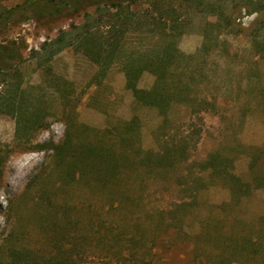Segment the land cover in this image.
Listing matches in <instances>:
<instances>
[{
    "label": "rangeland",
    "instance_id": "rangeland-1",
    "mask_svg": "<svg viewBox=\"0 0 264 264\" xmlns=\"http://www.w3.org/2000/svg\"><path fill=\"white\" fill-rule=\"evenodd\" d=\"M24 1L0 0V10ZM204 1L222 3L224 15L183 11L179 47L193 56L199 99L216 108L195 114L175 104L166 120L135 99L120 64L101 82L97 66L72 49L47 72L41 66L42 44L81 23L83 12L4 29L0 42H16L19 52L0 80H20L25 108L42 120L20 142L16 119L0 113V249L12 240L43 255L72 251L76 264H264V56L253 36L264 2L253 0L263 8L250 13L243 0ZM134 9L143 13L148 3ZM206 34L208 52L200 51ZM259 35L264 41V30ZM145 41L134 38L141 48ZM154 81L145 72L138 86ZM134 117L136 135L125 130ZM67 140L62 160L53 146ZM184 142L188 159L169 170L141 163ZM92 147L114 155L91 154Z\"/></svg>",
    "mask_w": 264,
    "mask_h": 264
},
{
    "label": "trees",
    "instance_id": "trees-1",
    "mask_svg": "<svg viewBox=\"0 0 264 264\" xmlns=\"http://www.w3.org/2000/svg\"><path fill=\"white\" fill-rule=\"evenodd\" d=\"M140 1L25 0L14 7H3L0 10V34L12 23L27 18H47L70 9L75 13L83 12L84 19L81 23H73L69 29H61L37 51L40 64L46 72L50 70L48 63L59 53L72 49L97 66L94 78L98 82H101L114 65L120 64L125 75L126 88L132 91L138 102L158 109L165 120L175 104L185 105L195 114L208 111L210 107L216 108L215 103L199 99L197 68L191 65L193 56L180 49L179 37L184 33L182 27L185 26V21L181 19L183 11L206 12L209 15L219 13L222 17L223 4L204 0H146L148 9L141 13L134 9ZM263 2L264 0H259L258 3ZM256 4L253 0L242 1V7L247 8L250 5V13L258 12L264 7H256ZM92 7L94 10H91ZM263 30L264 22L262 27L254 31L253 36L255 50L264 56V41L257 40ZM134 38L143 42L146 40V44L141 42L145 47L141 48L135 44ZM208 42L206 34V42L200 51H209L211 44ZM7 48H10L11 52H4ZM18 52L16 42H12V46L0 42V73L10 74L13 71L14 67L9 64V59ZM145 72L155 77L154 84L149 89L138 86ZM21 83L20 80L18 83L4 78L0 80V113L16 119V137L23 142L30 140V134L36 129L35 125L40 124L42 119L40 120L38 111L28 112L25 108ZM125 130L136 135L139 130L138 119L134 117L126 122ZM132 137L134 135L122 138V145H132L129 141ZM53 147L56 155L64 160L68 157L66 152L71 150L72 145L70 140H67ZM91 149V154L99 152L104 157L114 155V152L107 154L104 147ZM158 154L154 158L153 154L148 152L141 163L169 170L176 166L177 162L188 159V146L184 142ZM218 156L217 153L212 155V165L218 163ZM67 163L71 164L68 161ZM129 166L124 164L122 168ZM66 172L68 176L72 175L71 170ZM2 247L0 264H76L72 251L43 255L30 247L16 245L12 240Z\"/></svg>",
    "mask_w": 264,
    "mask_h": 264
}]
</instances>
